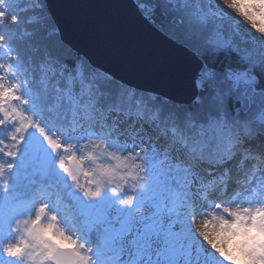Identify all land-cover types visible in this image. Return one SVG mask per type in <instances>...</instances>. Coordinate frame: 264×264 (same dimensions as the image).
<instances>
[{
  "label": "snow or ice",
  "instance_id": "snow-or-ice-1",
  "mask_svg": "<svg viewBox=\"0 0 264 264\" xmlns=\"http://www.w3.org/2000/svg\"><path fill=\"white\" fill-rule=\"evenodd\" d=\"M88 7L0 0V264H264V29Z\"/></svg>",
  "mask_w": 264,
  "mask_h": 264
},
{
  "label": "water",
  "instance_id": "water-1",
  "mask_svg": "<svg viewBox=\"0 0 264 264\" xmlns=\"http://www.w3.org/2000/svg\"><path fill=\"white\" fill-rule=\"evenodd\" d=\"M115 2L118 0H50L56 18L65 28L68 38L77 43H79L76 35L78 21L80 18L98 11V9L88 6Z\"/></svg>",
  "mask_w": 264,
  "mask_h": 264
},
{
  "label": "clouds",
  "instance_id": "clouds-1",
  "mask_svg": "<svg viewBox=\"0 0 264 264\" xmlns=\"http://www.w3.org/2000/svg\"><path fill=\"white\" fill-rule=\"evenodd\" d=\"M218 3L258 33L260 29H264V0H218ZM237 239L240 237H232L225 232L221 243L229 245Z\"/></svg>",
  "mask_w": 264,
  "mask_h": 264
},
{
  "label": "bare ground",
  "instance_id": "bare-ground-1",
  "mask_svg": "<svg viewBox=\"0 0 264 264\" xmlns=\"http://www.w3.org/2000/svg\"><path fill=\"white\" fill-rule=\"evenodd\" d=\"M236 18L240 20V18H239V17H236Z\"/></svg>",
  "mask_w": 264,
  "mask_h": 264
},
{
  "label": "rangeland",
  "instance_id": "rangeland-1",
  "mask_svg": "<svg viewBox=\"0 0 264 264\" xmlns=\"http://www.w3.org/2000/svg\"><path fill=\"white\" fill-rule=\"evenodd\" d=\"M241 21V20H240Z\"/></svg>",
  "mask_w": 264,
  "mask_h": 264
}]
</instances>
